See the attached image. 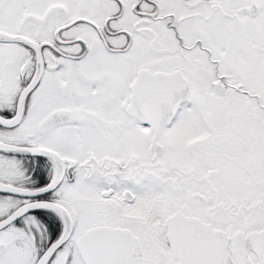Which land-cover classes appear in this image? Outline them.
I'll return each mask as SVG.
<instances>
[{
    "label": "snow or ice",
    "instance_id": "snow-or-ice-1",
    "mask_svg": "<svg viewBox=\"0 0 264 264\" xmlns=\"http://www.w3.org/2000/svg\"><path fill=\"white\" fill-rule=\"evenodd\" d=\"M0 264H264V0H0Z\"/></svg>",
    "mask_w": 264,
    "mask_h": 264
}]
</instances>
